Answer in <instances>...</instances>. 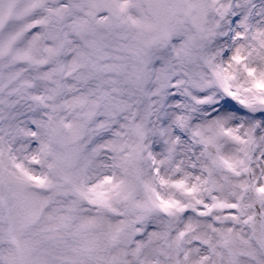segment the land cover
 I'll return each mask as SVG.
<instances>
[{
  "label": "snow or ice",
  "instance_id": "6c2138e0",
  "mask_svg": "<svg viewBox=\"0 0 264 264\" xmlns=\"http://www.w3.org/2000/svg\"><path fill=\"white\" fill-rule=\"evenodd\" d=\"M0 264H264V0H0Z\"/></svg>",
  "mask_w": 264,
  "mask_h": 264
}]
</instances>
